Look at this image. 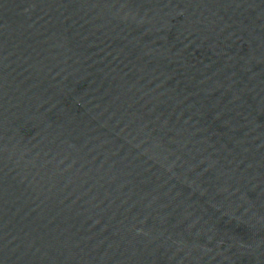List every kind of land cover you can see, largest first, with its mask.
<instances>
[{"label": "water", "instance_id": "water-1", "mask_svg": "<svg viewBox=\"0 0 264 264\" xmlns=\"http://www.w3.org/2000/svg\"><path fill=\"white\" fill-rule=\"evenodd\" d=\"M0 264H264V0H0Z\"/></svg>", "mask_w": 264, "mask_h": 264}]
</instances>
